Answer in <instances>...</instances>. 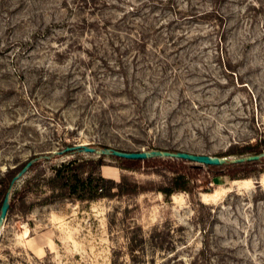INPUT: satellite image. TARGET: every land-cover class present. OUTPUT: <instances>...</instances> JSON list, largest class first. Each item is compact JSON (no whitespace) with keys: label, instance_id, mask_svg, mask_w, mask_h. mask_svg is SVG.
Listing matches in <instances>:
<instances>
[{"label":"rangeland","instance_id":"374dc122","mask_svg":"<svg viewBox=\"0 0 264 264\" xmlns=\"http://www.w3.org/2000/svg\"><path fill=\"white\" fill-rule=\"evenodd\" d=\"M76 143L263 146L264 0H0V178L38 157L12 191L0 264H264V156L213 176L105 155L123 191L81 200L54 179L99 157L55 153ZM178 172L190 189L160 191Z\"/></svg>","mask_w":264,"mask_h":264},{"label":"trees","instance_id":"16d2710c","mask_svg":"<svg viewBox=\"0 0 264 264\" xmlns=\"http://www.w3.org/2000/svg\"><path fill=\"white\" fill-rule=\"evenodd\" d=\"M106 147V146H104ZM176 151L174 149H170ZM73 154V152H67V154ZM77 153V152H75ZM262 154L263 155L256 160H245L240 162H233L232 159L224 164H201L196 163L190 160L181 159V158H172V157H150L146 159H133L114 156L115 159L125 161L128 163H146L150 161H160V160H172L174 162L180 161L182 163L188 162L194 167H201L211 170L213 176L219 174L217 172L219 167L226 165L232 169H237L236 167L244 166L246 163L258 162L264 156V145H244L236 150H230L226 153H220L219 156H225L229 154H238V157L244 154ZM26 162L21 163L20 165L15 166L14 168L9 169L4 175L0 178V209L5 197V194L9 188L10 181L12 177L22 168ZM105 164V155H99L98 158H90L88 161H80L79 158L71 159L55 168L54 179H60L63 182L64 187L68 190V195L85 200V199H98L101 197H111L114 192L113 189L117 188L118 191H123L124 185L123 181H115L113 178H107L101 173V166ZM91 165V169L86 170L85 167ZM33 166V165H32ZM31 166V168H32ZM235 167V168H234ZM30 168V169H31ZM85 169V170H84ZM213 170V171H212ZM216 171V172H215ZM86 173V176L83 173ZM232 175V173H230ZM191 179L186 173L178 172L173 177L170 178L168 185L159 188L164 194L170 195L178 190H189ZM18 193V192H17ZM16 193V194H17ZM14 196V195H13ZM11 195V205L10 209L14 204V197Z\"/></svg>","mask_w":264,"mask_h":264},{"label":"water","instance_id":"95a60500","mask_svg":"<svg viewBox=\"0 0 264 264\" xmlns=\"http://www.w3.org/2000/svg\"><path fill=\"white\" fill-rule=\"evenodd\" d=\"M67 152H90V153H96L98 155H112V156H119V157H125V158H133V159H146L150 157L160 156V157H172V158H181L190 160L196 163L201 164H224L229 161L228 157L225 156H217V155H210L205 153H196L191 151H185V150H162V149H150V150H137V151H129V150H122L119 148L114 147H103L98 148L96 146H91L85 143H76L73 145H68L65 148H62L59 151H56L55 153L63 154ZM262 154H251L247 156H240L237 158L232 159L233 162H240L245 160H256L259 159ZM38 157L29 159L26 161V163L22 166V168L12 177L10 181L9 188L5 194V197L3 199L1 209H0V235H1V229L4 226L5 219L7 217V214L10 209V199L12 195V191L16 184L25 176V174L29 171L30 167L33 165L35 160H37Z\"/></svg>","mask_w":264,"mask_h":264},{"label":"crops","instance_id":"0c3cea01","mask_svg":"<svg viewBox=\"0 0 264 264\" xmlns=\"http://www.w3.org/2000/svg\"><path fill=\"white\" fill-rule=\"evenodd\" d=\"M109 173V172H108ZM108 173H106L108 176H110ZM111 177V176H110Z\"/></svg>","mask_w":264,"mask_h":264}]
</instances>
